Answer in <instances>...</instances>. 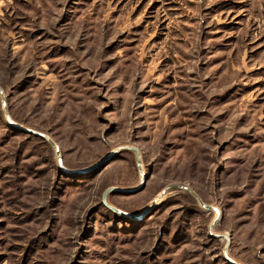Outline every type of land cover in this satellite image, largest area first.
I'll list each match as a JSON object with an SVG mask.
<instances>
[{
	"label": "rangeland",
	"instance_id": "374dc122",
	"mask_svg": "<svg viewBox=\"0 0 264 264\" xmlns=\"http://www.w3.org/2000/svg\"><path fill=\"white\" fill-rule=\"evenodd\" d=\"M226 243L264 264V0H0V264Z\"/></svg>",
	"mask_w": 264,
	"mask_h": 264
},
{
	"label": "water",
	"instance_id": "95a60500",
	"mask_svg": "<svg viewBox=\"0 0 264 264\" xmlns=\"http://www.w3.org/2000/svg\"><path fill=\"white\" fill-rule=\"evenodd\" d=\"M6 120H7L8 123H10L11 125H13L14 127L20 128L19 125H17V124H15V123H13L12 121H10L9 118H6ZM28 132L31 133V134H35V135H37V136H39V137H41V138H43V139H45V140H48V138H47L45 135H43V134H38V133H35V132H33V131H28ZM55 151H56V150H55ZM134 151H135V153L137 154L136 149H134ZM112 154H113V152H110L108 155H106V156H105L103 159H101L99 162L95 163V164L92 165L91 167H88L87 169L80 170V171H74V172H75V173L77 172V173H79V174H81V173H88L89 171H91V170H93V169H95V168H97V167L103 165V164L109 159V157H110ZM56 155H58V154H57V151H56ZM58 164H59L60 168L63 169V167H62V165H61V159H60V157H58ZM137 166H139V160H138V158H137ZM177 188H179V187H177ZM183 188L186 189L185 187H183ZM131 191H132V190L129 191V190H126V189H120V188H109V189L105 190L104 193H103V195H102V204H103L106 208L110 209L111 211H113V212H115V213H117V214H119V215H126L125 213H123V212H121V211H119V210H117V209L111 207L110 205H108V204L105 202V198H106V195L109 194V193H111V192H123V193H128V192H131ZM204 207H205V208H209V207H206V206H204ZM223 238H225V240L228 242V239H227L225 236H224ZM226 250H227V243H226V246H225L224 249H223V257H224V259H225L226 261H228L229 263H231V264H239V263L234 262L233 260H231V259L227 256Z\"/></svg>",
	"mask_w": 264,
	"mask_h": 264
},
{
	"label": "bare ground",
	"instance_id": "6f19581e",
	"mask_svg": "<svg viewBox=\"0 0 264 264\" xmlns=\"http://www.w3.org/2000/svg\"><path fill=\"white\" fill-rule=\"evenodd\" d=\"M141 170V169H140ZM142 174V173H141ZM162 199H163V196L162 195H157L155 198H154V200L156 201V202H160V201H162ZM220 214H219V211H215V216L217 217V216H219ZM228 262V261H227ZM229 263V262H228ZM231 264V263H230Z\"/></svg>",
	"mask_w": 264,
	"mask_h": 264
},
{
	"label": "trees",
	"instance_id": "16d2710c",
	"mask_svg": "<svg viewBox=\"0 0 264 264\" xmlns=\"http://www.w3.org/2000/svg\"><path fill=\"white\" fill-rule=\"evenodd\" d=\"M101 204H102V202H101ZM103 205V204H102ZM104 206V205H103ZM105 207V206H104ZM108 209V208H107ZM226 261V260H225ZM227 262V261H226ZM230 264V263H229Z\"/></svg>",
	"mask_w": 264,
	"mask_h": 264
}]
</instances>
